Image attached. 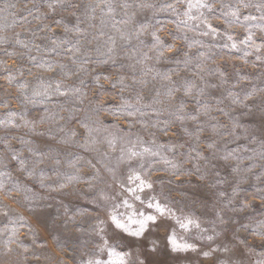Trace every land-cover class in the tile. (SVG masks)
I'll return each instance as SVG.
<instances>
[{
	"label": "rangeland",
	"instance_id": "1",
	"mask_svg": "<svg viewBox=\"0 0 264 264\" xmlns=\"http://www.w3.org/2000/svg\"><path fill=\"white\" fill-rule=\"evenodd\" d=\"M208 2L215 36L187 0H0V264L107 259L109 214L140 212L145 264H264V0Z\"/></svg>",
	"mask_w": 264,
	"mask_h": 264
},
{
	"label": "snow or ice",
	"instance_id": "2",
	"mask_svg": "<svg viewBox=\"0 0 264 264\" xmlns=\"http://www.w3.org/2000/svg\"><path fill=\"white\" fill-rule=\"evenodd\" d=\"M67 2V0H52V3L48 4L49 8H54L56 6L64 5ZM178 2H182V0H178ZM239 7L231 8L228 12L222 13L225 17H231L230 20H228V23H233L236 21H239L241 16V8H248L252 5L249 3H245L244 0H239ZM68 7H75V5L68 3ZM109 7V10H111V6L107 5ZM168 7H172V5H168ZM258 10L264 11V4H258L255 5ZM193 9H207L209 12L213 11L212 4L208 2V0H187V8L184 12V16L186 17L185 20L181 21L185 26H187L188 21L190 20H197L200 21V23H203L205 27L208 29V31H204L202 34L207 36L209 33H211L213 36L216 35L217 29L215 27H212L210 24L207 23L206 20H202L201 17L203 16V13H200V15L193 16L192 10ZM257 17L255 16H245L244 21H254ZM260 20H264V15H261L259 17ZM55 23L59 24V21H55ZM262 30H264V25L261 26ZM153 38L156 41L157 44H160L159 38L153 34ZM227 40L231 42V44H225V47H231V49L238 50L237 44L233 41L232 35H227ZM252 41V35L249 34L245 37L244 40L241 41V43L251 42ZM170 50V46H169ZM256 51H260V47L256 48ZM162 54V53H161ZM245 55H248V53H245ZM259 59V57H257ZM106 63V61H105ZM57 90H59V86H57ZM183 107V105H181ZM194 119V117H193ZM4 121H0V124H3ZM11 123V121H9ZM147 151V149H146ZM133 155H136V153H133ZM15 159V157H13ZM130 179H135L139 181V187L141 190H143L145 187L151 188L152 185L150 183H146L144 180H141L139 175H136L134 177H130ZM136 199H139L137 196ZM261 200L264 201V197H261ZM126 206L127 201L124 202ZM244 207H247V205H243ZM148 208H154L156 213H158L161 217L165 214V207L161 206L160 203H149L147 205ZM109 221V227L113 229V235L111 238H105L104 236H101V240L103 241V244L99 251L107 257V259H102L99 257H93L91 259H88L84 262V264H145V259H140L138 255L134 254L130 250L131 245L126 244L125 240H131L139 242L144 249L147 250L148 254H151L152 252H155L157 250L156 242L154 240H147L145 242L146 238L148 237V233L150 230V227L157 223V217L155 215H145L143 212L140 213H133L132 215H129L127 217L118 216V215H111L108 216ZM103 223V221H101ZM188 223H192L191 220L188 221ZM188 224H181L182 228H187ZM198 226V225H197ZM104 230L103 228L100 229V232L102 233ZM262 238H264V232L259 234ZM211 239V237H209ZM110 240L112 242H110ZM169 244L171 246L172 251L178 252V251H186L189 249H192V245L184 243L180 244L177 243L176 240L172 237H168ZM119 245V247H118ZM210 253L205 252L203 255L207 257Z\"/></svg>",
	"mask_w": 264,
	"mask_h": 264
}]
</instances>
